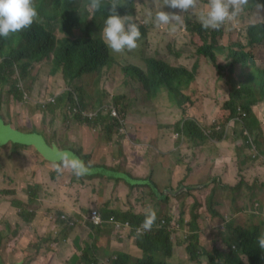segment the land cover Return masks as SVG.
<instances>
[{"label":"rangeland","instance_id":"rangeland-1","mask_svg":"<svg viewBox=\"0 0 264 264\" xmlns=\"http://www.w3.org/2000/svg\"><path fill=\"white\" fill-rule=\"evenodd\" d=\"M37 1L40 0H34V2ZM107 2L111 3V0H107ZM117 3L122 5L125 0H117ZM131 3L133 7L129 16L134 18L139 27L146 29L145 36L137 41L136 49L125 50L123 53H115L111 50L113 56H110L107 65L73 81L68 79L65 67L56 65L52 56L47 54L39 59H33L25 68L21 65L15 66V71L9 75V80L0 83V124L10 125L13 128L0 125V147H2L0 148V168L3 166L4 157L11 159L12 162H15L16 159L18 165L24 167L26 182L31 179L38 180V178H34L33 171L39 167L40 157L29 151L30 145L22 144L34 140L26 135L30 130L41 131L44 138L52 139L54 137L60 146L74 149L80 146V142L69 141L68 133L70 132L72 136L78 135L75 131L84 125L74 118L76 112L73 110L77 109H73L74 102L70 99L72 97L74 100L81 101L82 95L85 104L82 116L88 118L91 115L94 117L93 119L101 117V119H96L101 122L93 127L97 130L94 131L91 128L94 139H102L107 134L124 133L125 165L133 164L135 168H143V153L147 152L145 147L149 142L147 137L150 136L151 140L148 149L154 150L152 140L156 138V126L160 128L165 125L159 124V121L166 116V112L162 109L169 100L165 91L160 92L156 97L150 96L138 80L125 74L124 67L127 65L139 66L145 70V58L154 57L166 60L173 66L186 67L189 70L195 69V78L191 87L196 90L198 95L201 91L196 87H203L213 76L218 77V85L213 88L215 93L213 97L216 99L217 105L223 108L230 93L227 84V75L230 69L226 53L217 51L210 57L199 54L197 50L203 45V40L198 33L191 31L187 26L188 21L199 22L198 15L201 10L206 9L207 0H198L196 9L187 13H181L178 9H170L166 5L162 6L163 0H131ZM47 4L49 8H52L50 0ZM161 6L163 11L182 16L183 23L177 25L175 32L172 31L173 25L155 27L147 16L148 11H152L154 14ZM72 9L80 20L86 21L90 18L92 10L89 8V0H73ZM260 22L264 23V20L255 18V11L250 3L236 23L225 22L221 26L223 32L219 37V43L225 47L239 42L245 44L248 28ZM51 28H53L52 34L55 38L60 39L63 34L56 21H52ZM92 33L95 37L102 38V30L99 34L98 29H93ZM209 38L211 40L214 37L209 35ZM255 46L251 50L256 63L259 67L264 68V42ZM7 52L8 49H5L0 53V62L3 59L1 54ZM215 65H224L227 69L219 73ZM51 67L55 69V73H51ZM250 70V68L237 63L232 68L236 80L243 79L245 73ZM223 85L225 90L221 88ZM80 88H82V94ZM186 93L192 95L190 87ZM56 97L57 100L53 103ZM237 104L240 106L241 101H237ZM112 107L117 111V116L113 115L115 112L110 114L113 111ZM225 110L226 115L223 122L214 120L211 123H201L208 135L207 140L199 143L196 138L191 139L183 134H177L178 140L185 141L188 148L185 178L179 177V171L172 168L174 165L171 159L163 154V159L157 160L158 163L155 162L154 167H158V164L162 166L168 162L172 164V167L169 169L170 177L162 186H158L156 182L153 183L151 179L140 180L143 178H139L135 181L140 190L144 186L150 187L143 193L154 198L152 206H149L148 209L155 210L157 218L162 220L161 224H156L157 227L166 225L169 217L171 254L166 255L164 251L155 254L157 258L165 260L168 264H213L209 260L210 256L215 257V263L224 264L225 259L232 254L233 250V247H230L231 230L228 225L241 226L245 229L258 227L260 234L264 231V101L253 107L260 128L249 137L243 135L239 126L228 121L230 112L228 109ZM178 123L174 122L167 127L171 132H177ZM87 127L89 126L87 125ZM122 128L124 131L121 130ZM89 129L85 128V131L87 132ZM84 138L83 136V141ZM10 140L12 144L8 142ZM37 142L40 140L38 139ZM222 142L229 145H222ZM19 146L28 148L24 149ZM216 178L224 182L227 188H220ZM73 179L76 180L75 175ZM87 179L89 177L84 174L78 177L76 183L80 186L88 185L90 179L84 182ZM32 180L30 183H35ZM67 180L70 182V178ZM241 181L246 183L240 185ZM101 185L102 182L99 184V193H102ZM232 186L234 190L229 199ZM169 188L173 192L169 191ZM54 191H57V188L50 189L48 194L51 195ZM253 194L257 198L253 197ZM31 201H33L31 208L34 211L39 209V196ZM28 211L30 210L27 209L23 213L26 215ZM90 211L85 209L81 215L82 221H86L85 218ZM194 215L198 217L194 220L195 228L191 231L187 223L192 222ZM74 220L71 219V221ZM78 223L79 220L74 221L75 225ZM28 224L26 219L23 228ZM32 224L34 230H37L36 226H39L40 229V225L34 221ZM94 227H96L95 224ZM98 227H96V232H98ZM123 228L121 230L115 228L114 236L116 241L121 243H123L122 236H127L125 243L128 246L129 236ZM18 230V227L14 230L8 227L6 232L4 224L0 223V256L4 261L3 252L6 247H10L9 234H15ZM191 234L197 236L191 249L196 253V258L192 257L191 251L188 249L189 235ZM27 235V233L24 234V236ZM76 237L73 249L78 248L89 262L95 261L98 264L97 261H102L95 254L96 247L82 245L81 251L79 247L80 235L78 234ZM38 245V240L27 241L25 237L18 238L11 243L14 252L10 258L19 261L28 260L27 264H39L35 261H40L44 257V250L39 253ZM46 248L47 245L43 249ZM89 253L91 254L89 255ZM204 253L209 255H204ZM128 255L130 263L137 264L138 260L144 258L146 253L143 250L134 249V251L129 250ZM114 257L116 255L105 263L111 264ZM241 257L243 264H251L247 257ZM142 261L144 260L142 259Z\"/></svg>","mask_w":264,"mask_h":264},{"label":"crops","instance_id":"crops-1","mask_svg":"<svg viewBox=\"0 0 264 264\" xmlns=\"http://www.w3.org/2000/svg\"><path fill=\"white\" fill-rule=\"evenodd\" d=\"M110 53L113 55L111 49ZM217 79L218 77L213 76L203 87H196L201 91L199 95L196 94V90L192 89L190 84L192 102L187 104L184 110L168 100L167 105L162 109L166 112V116L159 121V124L165 125L160 126V128L156 126V138L152 140L154 150L148 149L151 145V140L150 136L147 137L149 142L145 147L147 152L143 153V168H135L133 164L125 165L124 133L107 134L104 135V138L96 140L93 137V130L97 129L91 126L87 127L86 124L75 131L78 135H73L80 137L79 139L73 138L70 132L68 137L69 141L81 143L75 149L79 150L82 156H87V163L90 165L91 172L101 173L97 177L89 178L90 184L88 185L80 186L76 183L78 181L76 175V180L72 181L74 174L68 169L56 175L55 179H52L51 175L53 173L56 174L53 168L55 162L50 161L49 155L55 160L59 155L63 154L64 150H75L72 147L64 149L68 147L60 146L54 137L49 140L43 136H30L34 139L33 141L22 143L30 145L29 151L40 157L39 167L33 171L34 178H38V180L34 181L31 179L35 182L33 184L30 183L31 180L26 182L27 177L24 174V167L18 165L16 159L14 160L15 162H12L11 159L4 157L3 166L0 168V198H2L0 199V223L4 224L6 232L8 227L11 230L18 227L19 230L15 234H9L10 247H6L3 252L5 259V261L2 259L3 263H28V260L19 261L10 258L14 252L11 243L23 237L27 241L38 240L39 253L44 250V257L40 261H35L39 262V264H89L78 248L76 250L73 249L74 239L77 238L78 234L80 235L79 247L81 251L82 245L96 247L97 251L95 254L102 260L100 261L102 264H108L105 262L118 253L126 252L129 254V250L134 251V249L141 251L142 249L137 246L136 233L129 226L123 228L129 236V247L125 243V237H127L125 235L122 236L123 243L116 241L114 236L116 233L115 226L112 222H105L100 227L96 225L98 227V232H96L97 228L88 220L90 210L101 209L103 214L105 209L120 210L125 213L128 212L127 210L139 214L146 213L148 207L152 206L154 198L143 193L150 188L149 186H144L140 190L135 181L139 180V178H143L140 180L151 179L153 183L156 182L158 186H162L170 177L169 169L172 167L169 162L162 166L158 164V167H154V163H158L157 160L163 159V154H166L171 159L174 165L172 168L179 171V177L182 176V179L186 177V162L188 160L186 142L179 141L177 132H171L167 126L187 118H193L200 123H211L214 120L223 122L226 110L219 107L213 97L215 95L213 88L218 85ZM221 88L225 90L224 85ZM204 96L206 97L204 98ZM85 128L90 129L86 132ZM121 130L124 131L123 128ZM30 131L33 132L32 130ZM83 136L85 137L84 141ZM36 139H39L40 142H37ZM8 142L11 143V141ZM221 144L229 145L226 142ZM21 148L27 149L28 147L24 146ZM67 154L71 155L72 153L68 152ZM72 157L74 156L72 155ZM68 178H70V182L67 180ZM101 182L102 193H99V184ZM28 187L33 190L27 191ZM56 188L57 191H54L51 195L48 194L50 189ZM38 196L39 209L34 211L31 208L33 203L31 200ZM27 209L30 211L25 215L23 211ZM85 209L90 212L85 218L86 221H82L81 215H83ZM26 219L29 224L23 228ZM71 219H75L74 221L79 220V223L75 225ZM33 221L40 225V229L39 226H36L37 230H34ZM25 233L28 235L24 236ZM46 245L47 248L43 249ZM16 250L18 251L17 245Z\"/></svg>","mask_w":264,"mask_h":264},{"label":"trees","instance_id":"trees-1","mask_svg":"<svg viewBox=\"0 0 264 264\" xmlns=\"http://www.w3.org/2000/svg\"><path fill=\"white\" fill-rule=\"evenodd\" d=\"M48 1L40 0L34 2L38 16L30 28L17 33H11L7 38L0 37V53L8 49L6 54H1L3 59L0 62V83L9 80V75L14 73L15 66L21 65L25 68L33 59H39L47 54L52 56L56 65H63L65 67L67 77L71 81L86 73H92L102 69L109 63L110 56L113 55L103 42V39L95 37L92 30L98 29V33L100 34V30L104 26V21L109 14L107 8L110 3L107 0H102L100 9L95 12L91 11L90 18L82 21L74 14L72 9L73 0H50L52 8L48 7ZM254 2L264 5V0H254ZM132 7L131 0H125L124 4L117 6V14L121 17L131 15ZM52 21H56L59 30L63 34L60 39L55 38L52 34ZM187 26L191 31L198 33L203 40V45L197 50L199 54L210 57L217 51L226 53V59L229 60L228 68L230 69L227 75V84L230 88V93L229 99L224 103L223 107L230 111L231 116H238L237 101H241V109L247 113L242 124L243 127L249 130L250 133L258 130L260 128L259 121L253 107L264 101V68L257 65L251 49L254 48L253 46L264 42V23H256L248 28L247 42L245 44L239 42L226 47L219 43V37L223 32L221 27L218 30L210 28L204 29L201 27L200 22L195 21H188ZM140 32L141 37H143L146 34V29L140 27ZM209 35H212L214 38L210 40ZM217 36L218 39H216ZM144 61L146 66L145 70L139 66L127 65L124 67L125 74L132 79L138 80L142 88L150 96L156 97L160 92L165 91L168 99L179 107H182L186 102H191V97L186 91L195 78V69L189 70L186 67L173 66L164 60L154 57L145 58ZM236 63L251 69L245 73L243 79L236 80L234 77L232 68ZM215 67L219 73L227 69L224 65H215ZM51 73H55L53 67H51ZM75 86L78 85L75 84ZM80 91L82 94V88H80ZM70 99L74 102L73 109H77H72L76 112L74 116L76 121L91 127L101 122L96 120L101 119V117L93 119V117L88 116L87 118L82 116L81 113L85 106L83 95L81 101L78 99L74 100L72 97ZM56 100L57 97L53 103ZM50 103L53 104L52 102ZM0 125L11 128L10 125ZM32 131H29L26 135L32 137H40L43 135L37 129ZM177 132L184 133L191 139L196 138L199 143L208 139V135L205 133L203 127L194 119H186L182 124L178 123ZM68 152L72 153L70 156L77 155V158L83 161L89 168L85 174L86 176L93 178L101 174L99 172H91L90 165L87 163V156H82L77 149L64 150L63 154L59 155L55 160L49 155V159L55 163H60L62 156ZM55 173L51 175L52 179H55L56 175H58L56 171ZM72 181L75 180L72 178ZM240 184H243V182ZM28 190L30 191L32 188L28 187ZM169 191L173 192L171 188H169ZM127 211L125 213L120 210L105 209L103 218L105 220L114 218V220L121 223H128L129 227L136 233V229L142 224L145 218V213L139 214L131 210ZM197 217V215H194L192 222L189 221L187 223L191 231L195 228L194 220ZM168 220L169 217L166 225L157 227L156 224H161L162 222L161 219L157 218L151 231L144 232L141 236H137L136 234V239H138L137 246L146 253L145 257L142 258L144 261L139 259L137 264H168L165 260L155 256L156 253H161L160 251L166 252V255L171 254V230L168 229ZM228 227L231 230L230 247H233V250L232 254L225 259L224 264H243L241 256L247 257L251 264H264V250L259 248L256 243V239L260 235L258 227L253 229H245L241 226L233 227L232 225H228ZM189 239L188 249L191 251L192 257L196 258V253L191 249L194 241L197 240V236L191 234L189 235ZM204 255L209 254L204 253ZM209 260L213 264H217L215 263L214 256H210ZM2 263L3 261L0 257V264ZM97 263L102 264L100 261H97ZM89 264L96 263L93 261L89 262ZM111 264H131L130 257L127 253H118L111 260Z\"/></svg>","mask_w":264,"mask_h":264},{"label":"clouds","instance_id":"clouds-1","mask_svg":"<svg viewBox=\"0 0 264 264\" xmlns=\"http://www.w3.org/2000/svg\"><path fill=\"white\" fill-rule=\"evenodd\" d=\"M250 3L253 5L255 18L264 20V15H262V13H264V5L255 3L254 0H251V2L250 0H207L206 9L201 10L198 15L201 27L204 29L210 28L218 30L225 22L236 23ZM101 4L102 0H89V8L93 12L98 11ZM197 4L198 0H163L162 6L166 5L170 9H178L181 13H187L195 10ZM117 6V0H111L107 8L109 14L104 21V27L102 29V39L105 45L115 53H123L125 50L132 51L138 47L137 41L141 38L140 27L132 16L126 15L121 17L118 15L116 11ZM162 6L154 14L152 11H148L147 16L152 20L155 27L159 28L161 25H173L172 31L175 32L177 30V25L183 23L182 16L180 14L163 11L161 10ZM37 16L38 13L34 6V0H0V37L7 38L11 33H17L30 28ZM190 97H192V95H190ZM191 102H186L182 107H179L174 102L171 103L184 110V107ZM246 116L247 113L241 109V106H238V116H231L230 114L228 121L230 120L229 122L239 126L243 135L249 137L252 133L242 125ZM185 120L186 119L179 121V123L182 124ZM195 121L202 126L200 122L197 120ZM177 134L185 135L179 132H177ZM73 156L74 157L69 154H64L60 163L53 164L54 170L60 174L65 169H68L77 177L86 174L89 168L83 161L77 158V155ZM215 180L220 188H227V185L220 179L216 178ZM241 182H243V184H240ZM241 182L239 183L240 185L246 183L245 181ZM233 190L234 187H230L229 199ZM253 197L257 198L255 194H253ZM156 219V211L148 209L142 224L136 229L137 236L143 235L144 232L151 231ZM125 226L126 225H124V227ZM256 243L259 248L264 250V231L257 237Z\"/></svg>","mask_w":264,"mask_h":264},{"label":"built area","instance_id":"built-area-1","mask_svg":"<svg viewBox=\"0 0 264 264\" xmlns=\"http://www.w3.org/2000/svg\"><path fill=\"white\" fill-rule=\"evenodd\" d=\"M112 108H113V111L110 112V114L112 115V113L115 112V114H113V115L117 116V111L115 110L114 107H112ZM89 117H92V116L90 115ZM103 216H104V214H103L102 210H94L89 215L88 220L91 221V223H93L95 225H101L107 221L103 218ZM110 220L114 223V226L116 229L121 230V228L124 227V225L128 226V223H125V224L121 223L119 221L114 220V218H111Z\"/></svg>","mask_w":264,"mask_h":264}]
</instances>
